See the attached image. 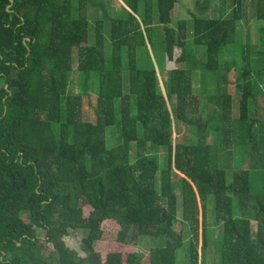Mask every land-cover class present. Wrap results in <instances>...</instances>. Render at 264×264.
<instances>
[{
	"label": "trees",
	"instance_id": "16d2710c",
	"mask_svg": "<svg viewBox=\"0 0 264 264\" xmlns=\"http://www.w3.org/2000/svg\"><path fill=\"white\" fill-rule=\"evenodd\" d=\"M122 1L123 16L100 4L89 42L95 0H0V264H264V153L254 147L257 175L240 168L232 148L234 136L242 137L235 147L244 137L259 146L264 139L258 104L251 106L264 94V49L247 62L227 56L245 18L243 0H221L213 14V0H198L193 43L187 20L173 24L179 0ZM249 2L263 19L264 0ZM157 30L169 60L181 49L177 61L187 65L167 72L166 82L147 51ZM190 63L221 75L232 66L241 96L217 94L221 114L205 119ZM91 81L98 82L95 122L83 111ZM174 121L192 127L188 142L174 140ZM116 125L121 141L108 148L106 129ZM212 127L217 145L207 142ZM231 154L233 184L225 168ZM182 224L186 232L177 230ZM69 229L83 232L85 257L65 243ZM132 233L157 241L147 257L127 249Z\"/></svg>",
	"mask_w": 264,
	"mask_h": 264
},
{
	"label": "rangeland",
	"instance_id": "374dc122",
	"mask_svg": "<svg viewBox=\"0 0 264 264\" xmlns=\"http://www.w3.org/2000/svg\"><path fill=\"white\" fill-rule=\"evenodd\" d=\"M197 1L198 0H179L176 8L173 12V17H174V23L175 24L178 20L180 19H185L189 22V35H188V42L193 43L196 38V32L194 29V21H195V15L200 13V9L197 7ZM97 7H93L90 10V25H89V42H92V39L95 37V28H96V20L97 19H102L103 13H102V8L100 7V4H103L104 6H107L109 9L110 13L113 14V9H121L118 8V4L120 6L126 7L123 3L122 0H95ZM224 7L223 2L221 0H213L212 5L209 7L211 14H213V11L215 8H221ZM96 8V10H95ZM127 8V7H126ZM243 8H244V20L240 22V25H238V38H237V43L236 46L238 45H245L248 48L245 49L246 56L243 57L241 55V51L239 49H244V47L241 48H235L236 46L231 47L227 51V56L228 58H238V61L240 62H247L248 57L250 56L253 60H256L262 56L261 50L264 49V18L259 19L257 14H254L253 10H251V4L249 0H243ZM119 15L123 16L125 15V11L123 9L117 11ZM221 12L223 13H228L229 9L227 8L226 11L225 9L222 10ZM244 26V29H243ZM243 29V31H242ZM109 29H107L106 37L110 35L108 33ZM237 49V51H236ZM149 55H150V62L148 65L151 63L154 64L156 67L157 71L161 73L162 75V81L165 80L166 82V77L165 74L167 72H170L175 69H185L187 67L186 62H178L177 59L181 57L182 50L177 49L176 51V57L175 60H169L167 54H166V45L164 42V32L163 30H157L155 33V39L152 41V45L148 46ZM76 53V51H75ZM142 53H146V50H143ZM249 53V54H248ZM147 55V54H146ZM197 60H199V57L197 56ZM225 64H227L225 62ZM240 64V63H239ZM75 65V64H74ZM190 70L192 74V78L194 81V91L197 94V96L200 98L201 103H202V109H203V117L205 119H210L212 110L218 114H221L222 107L218 102L220 99H213L214 96L217 94L219 95H224L229 91L234 97L241 96L242 91L240 88H238V83H237V76H238V70L233 68L232 66L226 67L223 70V75L220 74V72L216 71H209V73L204 70V68L198 64H192L190 63ZM220 76H222L220 78ZM229 81H228V78ZM87 84V83H86ZM163 84V82H162ZM92 91L90 92L89 97H84V106H83V111L85 113V118L88 121L95 122L97 118V113L95 110V106L97 104V89H98V82L97 81H91L90 82ZM259 85L262 91H264V79L260 77L259 79ZM81 86H83L81 84ZM164 88V84H163ZM72 92L73 93H81L84 94L85 91L84 89H79L78 86H72ZM165 89V88H164ZM240 99V98H239ZM238 100V98H233V102L235 103ZM246 100V99H245ZM254 100L252 102L251 106L253 107L258 104V110L255 109L257 112L258 116V122L255 125H259V122H264V94H261L260 97L257 100ZM170 102L172 104L173 111L175 110V99L173 97L170 98ZM214 107V109H213ZM216 109V110H215ZM252 111V110H251ZM241 114V111L235 110L234 112V117L238 118L237 116ZM233 117V118H234ZM234 124V131H239V123L236 121H233ZM116 126L107 128L106 129V141L107 142V147L108 148H113L116 147L120 141H121V133H120V128ZM256 128H258L256 126ZM259 129V128H258ZM173 138L174 140H178V142H188V138L194 134V131L192 130L191 126H187L186 124L179 123L174 121L173 122ZM210 133L211 137L208 134L207 142L212 145H217V139L218 136H215V131L213 130V127L210 128ZM261 133V137H263V134L261 130L259 129V134ZM214 135V136H213ZM120 137V138H119ZM235 138V139H234ZM242 137L237 136L233 137V146L234 151L237 153V159L236 161L240 162V168H245V169H250L252 170L255 174H260L263 171L258 170L255 172V167L253 166V154L255 153L254 147L258 146V153L261 155V153H264V139L261 143V145H253L254 140H251L250 138L244 137L243 139H247L246 143H242L240 146H236V144L241 143ZM175 145V142H174ZM134 151H135V145H132V157H134ZM230 160L225 162V168L228 171V181L229 184H233L234 180V175L235 172L237 171L235 169V165L231 166V162L234 160V156L231 154L229 155ZM244 161V163H243ZM161 168L164 166V163H161ZM258 166H261L260 163L257 164ZM239 199L236 198V205H238ZM87 209H84V211ZM215 211H214V203L212 198L208 201V228L210 229L211 232V242H214L216 239V236L219 231V225L215 223ZM257 223H253V231L256 233L257 232ZM184 230L185 232L188 230L187 226H180V229L178 228V231ZM182 230V231H183ZM135 231V230H133ZM136 232V231H135ZM186 235V234H185ZM200 234V249H201V243H202V238ZM82 237H83V232L81 230H72L69 229L68 234L64 237V241L67 244V246L76 251L80 257H85L86 254L81 250V243H82ZM189 239H186V242H188ZM157 241H154L150 238H141L134 236V233L131 234L130 239H129V246L127 249L129 250H135L137 253H139L142 257L148 256L150 249L153 246H156ZM188 244V243H187ZM186 246H184L185 249ZM180 257V263H183L182 261L186 257V253L183 251Z\"/></svg>",
	"mask_w": 264,
	"mask_h": 264
}]
</instances>
